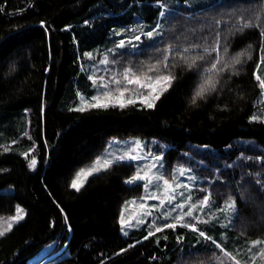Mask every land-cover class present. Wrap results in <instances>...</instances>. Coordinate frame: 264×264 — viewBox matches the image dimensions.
<instances>
[{"label": "trees", "instance_id": "1", "mask_svg": "<svg viewBox=\"0 0 264 264\" xmlns=\"http://www.w3.org/2000/svg\"><path fill=\"white\" fill-rule=\"evenodd\" d=\"M158 2L0 0V113L30 108L27 128L22 121V133L0 143V215L14 214L19 203L27 208L26 217L0 236V264H29L49 244L43 260L55 258L54 264H248L197 231L188 230L185 243H156L165 231L175 236L168 222L123 234V205L144 190L142 182H127L135 173L132 161L112 163L79 190L71 186L111 137L132 135L160 138L168 177L177 165L191 164L203 177L200 196L218 205L235 199L229 237L248 241V261H264V119L251 118L264 92V0L181 4L161 24ZM135 13L147 21L143 44L95 49L109 44L114 25L130 27ZM89 52L97 62L107 57L95 74L82 63ZM218 55L217 69L228 67L210 71ZM128 69L135 74L128 79L140 77L145 86L127 84ZM157 75L173 79L150 94ZM106 77L125 102H82V91L89 98L106 92ZM209 77L215 89L193 104ZM96 103L108 106L92 107ZM31 147L39 157L34 170L24 153ZM7 186L14 190H1ZM181 245L194 248L182 251Z\"/></svg>", "mask_w": 264, "mask_h": 264}, {"label": "rangeland", "instance_id": "2", "mask_svg": "<svg viewBox=\"0 0 264 264\" xmlns=\"http://www.w3.org/2000/svg\"><path fill=\"white\" fill-rule=\"evenodd\" d=\"M213 1L215 0H159L158 3L163 7L164 13L161 15L160 24L162 23V18H164V16L166 18L168 13H170L171 9L174 7L185 4L190 8H201ZM123 23L124 24L120 27L114 25L109 30L110 33L107 39V42H109L108 45L105 46V44H102L95 49L100 48L99 52L109 49L113 50L121 44V41L124 42L122 47H125L126 43L128 41L132 42L133 39L132 36H128L130 34L129 32L133 33L135 30H138V32H140V30L144 32L145 29H147V21L145 17L139 13H135L133 21L130 23V27L125 21H123ZM150 32H153V34L159 33L158 29ZM120 36L124 37L120 40ZM145 41L144 38H142L140 43L143 44ZM91 53L92 52L88 53L90 54L88 55L89 58L85 62L82 61V63H87L86 65L90 67L95 74L98 70L97 64L99 62L101 64L102 62L107 61V57H104V59L97 62L95 59L96 54ZM82 68L86 69V66ZM92 77L96 78L95 76ZM103 80L106 82L105 84H109L110 82V79H107V77ZM141 83L145 84L146 81L141 80ZM93 84L97 85L99 82L94 80ZM161 84H163L162 81L152 83L150 94L153 92L156 93ZM139 87H137V92L141 93ZM105 90V93L102 92L100 96H97L99 97L100 102H125L124 95L116 94L114 88H105ZM141 96H143L144 100H147L148 98L143 94ZM80 97L84 103H89L88 101L96 102V100L92 99L93 97H96V95H92L89 98L86 93L82 91ZM29 109L30 108L27 107L13 113H0V143H4V141L8 139H16L18 133H22V121H27V128L29 121L28 116L30 114ZM253 117H255V119H253ZM251 118L252 120L264 119V92L257 100L256 108ZM165 150L166 145L158 137L133 135L128 137L113 136L108 140L106 147L100 154L78 169L73 180H76L77 183L81 185L79 187V189H81L90 176L109 167L112 163L119 160L132 161L136 166L135 173L127 179V182L130 184L142 182L144 190L142 194L128 198L123 205L121 219L128 222L127 224L122 225L123 234L128 236L143 227L152 229L153 225L159 227L162 223L168 222L169 224L176 225L175 227H171V230H174L175 236L171 231H165L155 236L156 243L160 244L161 239L163 238L169 242H172L174 238H177L179 244L185 243V235L187 234V231H197L200 236L201 233H203L201 238H203V236L209 237L225 250L243 261V263H248L249 261L246 258L247 254H245V251L251 245H249L248 241L244 238L239 239L238 237H235L234 239H230L229 237V227L237 213L236 200L228 199L224 201L222 205H218L207 197V203L201 204V201L205 198V196H200L199 194L200 191H202L200 187H203V177L199 176L194 171L191 164L177 165L174 169L173 177H168L165 171ZM24 153L28 156L30 167L33 170L36 169L39 164V157L33 150V147L25 150ZM129 154L134 158H129ZM119 157L124 158L119 159ZM32 160L36 161L35 167L31 166ZM105 161H111V163L105 166ZM181 172H183V175L180 174ZM137 173L142 177L147 173L148 178L133 180L132 178L135 177ZM157 177H162L163 179L168 180L169 184L174 188V191L169 190L166 192V186L163 184V180L157 179ZM176 184L181 185V187H176ZM1 190L13 191L14 188L13 186H7ZM156 197H158V199H156ZM230 204L233 205L231 208L228 207ZM180 205H183V207H180ZM192 205H196V207H191ZM190 208L193 214L192 216H186L185 213L188 212ZM17 215L22 216V219L14 220L13 218ZM26 215L27 208L19 203L17 211L14 214L0 215V231L7 229L9 224H11V230L14 225L22 221ZM181 216L184 218L178 220L177 218ZM10 230L5 231L4 234L8 233ZM181 246L182 251L187 248H194L193 245H188L189 247L185 245ZM51 247L52 244L46 245L30 260L29 264H40L42 261L41 264H54L56 262L55 258L49 257L43 260ZM258 261L261 262V260Z\"/></svg>", "mask_w": 264, "mask_h": 264}, {"label": "snow or ice", "instance_id": "3", "mask_svg": "<svg viewBox=\"0 0 264 264\" xmlns=\"http://www.w3.org/2000/svg\"><path fill=\"white\" fill-rule=\"evenodd\" d=\"M163 14H164V13H161V15H163ZM244 26L247 27L248 25L245 24ZM262 34H264V33H262ZM146 35H147L149 38H151V37L153 36V32H148V33H146ZM137 39H139V38L137 37ZM123 43H124V42L121 41V44H120L119 46L122 47V46H123ZM205 51H207V49H205ZM213 51H217V52H219L218 47L215 48V49H213ZM89 55H90V54H89ZM195 59H196V58H193V59H192L191 64H194V63H195ZM166 61H167V57H165V65H164L165 68L167 67V63H166ZM106 62H107V61H105V63H106ZM221 63H222V61H221V59H220V57H219V55H218V56H217L216 63H214V64L212 65V69H211L210 71H213V70H215V71H224V70L228 67V65H227V64H224L223 67H221L220 69H217V64H221ZM233 63H239V59L236 58V59L234 60ZM191 64H189V67H191ZM156 67H157V66H155V65L152 66V68H150L149 71H154V70L156 69ZM130 73H131V70H130V69L125 70V72L123 73L124 80L126 81L127 84H133V83H136V84H139L141 87L145 86L144 84L141 83L140 77H135V79H128ZM131 74H132L133 76H135L134 73H131ZM152 79H153L152 77H147V80H152ZM172 79H173V77H172L171 75H163V76H162V75H157V76L155 77V81H156V82H160V81L170 82ZM113 83H115V84H117V85H120V84H121V81H120V80H114ZM215 84H216V82H215L211 77L205 79L204 82L201 83V84L198 86L197 90L194 92V95H193V98H192V103L195 104L197 98H203L207 92L214 90V89H215ZM261 86L264 87V82H261ZM102 87H104V88H108V85H107V84H104V85H102ZM121 95H123V92H121ZM156 98L158 99V96H157ZM92 99H94V100H99V97H93ZM128 102H129V103H132L133 101L129 100ZM146 103H147V102H146ZM106 106H108V105H107V104H101V103H96V104H93V105H92V107H106ZM147 107H153V104H152V103H147ZM79 110H83V109H79ZM253 119H255V117H253ZM123 158H124V157H119V159H123ZM129 158H134V157H131V155L129 154ZM110 163H111V161H105V166H107V165L110 164ZM35 164H36V161H35V160H32V161H31V166H32V167H35ZM81 174H83V173H81ZM89 174H91V173H89ZM180 174L183 175V172H181ZM147 178H148V177H147V173H146L145 176H143V177L140 176L139 173H137V175H136L135 177H133L132 179H133V180H136V179H147ZM157 179L163 180V184L166 186V187H165V191H166V192L169 191V190L174 191V188L172 187L171 184H169V181H168V180L163 179L162 177H157ZM71 186H72L73 188L79 190V187H80L81 185L78 184L76 180H73ZM176 187H181V185L176 184ZM172 198H174V197H172ZM156 199H158V197H156ZM170 199H171V198H170ZM206 203H207V197H205L204 200L201 201V204H206ZM232 206H233V205H231V204L228 205L229 208H231ZM142 207H143V205H142ZM180 207H183V205H180ZM191 207H196V205H192ZM149 214H150V213H149ZM192 214H193V213H192V211H191V208L189 209L188 212L185 213L186 216H192ZM183 218H184V217L181 216V217H178L177 219H178V220H182ZM13 219H14V220H19V219H22V216L17 215V216L14 217ZM127 223H128L127 221L121 219V224H122V225H125V224H127ZM175 226H176L175 224H168V225H165V227H175ZM10 228H11V224H9L8 228L5 229L4 231H0V236L4 235V232L10 230ZM156 231H161V229H160V228H157ZM151 234H152V233H150V235H151ZM201 235H203V233H201ZM237 264H239V262H237Z\"/></svg>", "mask_w": 264, "mask_h": 264}, {"label": "crops", "instance_id": "4", "mask_svg": "<svg viewBox=\"0 0 264 264\" xmlns=\"http://www.w3.org/2000/svg\"><path fill=\"white\" fill-rule=\"evenodd\" d=\"M129 33L130 34L128 36H132V38H133L132 39V42H131L132 43V46H134V47L139 46L141 44L140 42H141V39L143 38V33L144 32H142L141 30H140V32H138V30H135L133 33H131V32H129ZM137 37L139 39H137ZM126 44H130V42L128 41ZM258 260L259 259L257 257L256 258L255 257L254 258L253 257H249V263L248 264H257ZM261 264H264V261H262Z\"/></svg>", "mask_w": 264, "mask_h": 264}, {"label": "bare ground", "instance_id": "5", "mask_svg": "<svg viewBox=\"0 0 264 264\" xmlns=\"http://www.w3.org/2000/svg\"><path fill=\"white\" fill-rule=\"evenodd\" d=\"M264 121V120H263Z\"/></svg>", "mask_w": 264, "mask_h": 264}]
</instances>
